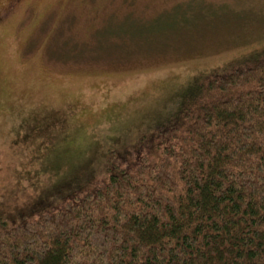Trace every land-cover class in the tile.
I'll use <instances>...</instances> for the list:
<instances>
[{
  "label": "rangeland",
  "instance_id": "obj_1",
  "mask_svg": "<svg viewBox=\"0 0 264 264\" xmlns=\"http://www.w3.org/2000/svg\"><path fill=\"white\" fill-rule=\"evenodd\" d=\"M263 50L264 0H0V225L108 184L195 76Z\"/></svg>",
  "mask_w": 264,
  "mask_h": 264
},
{
  "label": "trees",
  "instance_id": "obj_2",
  "mask_svg": "<svg viewBox=\"0 0 264 264\" xmlns=\"http://www.w3.org/2000/svg\"><path fill=\"white\" fill-rule=\"evenodd\" d=\"M136 154L63 208L1 224L0 264H264V50L195 76Z\"/></svg>",
  "mask_w": 264,
  "mask_h": 264
}]
</instances>
